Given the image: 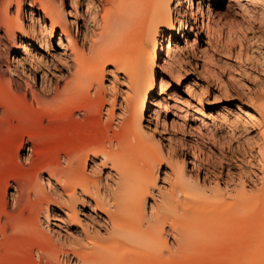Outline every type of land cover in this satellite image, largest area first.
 Segmentation results:
<instances>
[{"label": "bare ground", "instance_id": "6f19581e", "mask_svg": "<svg viewBox=\"0 0 264 264\" xmlns=\"http://www.w3.org/2000/svg\"><path fill=\"white\" fill-rule=\"evenodd\" d=\"M245 1L246 5L254 2ZM107 2L100 20H96L99 30L89 47L90 61L83 50L84 42L79 47L72 35L71 24L76 25L78 16L77 0H68V9L65 0H0L3 33L0 59L7 55L1 51L5 49L3 39H7L26 55L23 61L13 58L16 70L24 69L25 60H30L33 68L41 69L40 59L31 46L47 48L49 39L58 32V45L74 67L72 78L62 87L50 83L46 72L41 71L39 91L32 93L31 101L19 92L17 81L5 80L0 73V142L5 140L8 144L0 154V174L4 172L0 180V264H8L9 256L34 253L45 264H59L60 255L66 258L70 255L77 264H264V95L259 99L252 95L251 111L237 116L252 134L251 141L261 164V188L249 194L243 184L237 191L226 186L228 193L224 198L218 186L209 188L200 183L196 172L187 171L186 160L184 156H176L171 138L164 149L159 140L152 138L155 131L152 132L149 123L144 126L151 117L156 121L160 113L153 106L167 107V101H157L155 89L157 83L161 95L168 84L167 73L161 71L172 68L171 50L177 45L170 39L185 28L182 17L186 12L178 7L186 4L195 19L200 14L201 1L196 0L195 4L193 0ZM35 6L38 7L36 18L33 17ZM95 10L92 4L87 6L94 20ZM205 11L209 12L207 3ZM68 16L74 22H69ZM86 35L84 31L83 40ZM162 42L166 58L160 57ZM184 42L188 44L187 40ZM106 66L122 73L127 82V94L123 98L126 108H122L126 116L119 132L101 123V134L94 139L91 135H71L63 143L54 138L50 143L61 147L45 156L43 150L49 142L45 135L49 131L43 135L42 129L46 131V127L74 121L79 115L84 120L101 122L104 93L101 82ZM8 72L10 76L17 74L9 67ZM26 72L22 70L24 81L31 85L34 73ZM248 85L245 90L250 92L252 87ZM168 109L162 112L165 114ZM181 111L177 115L185 121L188 113ZM198 117L194 119L201 128L211 129L216 124L213 119ZM224 119L229 120L226 116ZM162 122L164 125L165 121ZM154 123L158 125L157 121ZM174 123L177 121L172 119V127ZM10 140L15 146L13 155L9 151L13 149ZM24 150L21 157L19 152ZM194 150L188 162L195 170ZM139 154L148 159L144 167L135 163ZM10 161L14 166L7 164ZM89 162L92 166L87 172ZM6 165L14 173L16 167L21 174L4 171ZM98 165L110 170L104 182L96 176ZM163 165L166 167L163 177L169 174L172 178L165 194L157 187ZM155 192L158 203L151 196ZM147 198L152 200L149 212ZM84 203L105 217V235L81 225L79 207ZM50 205L53 220L80 229V232L76 229L68 245L58 232L41 228V216L43 224H48ZM57 213H62V217ZM168 237L172 238L171 243Z\"/></svg>", "mask_w": 264, "mask_h": 264}, {"label": "rangeland", "instance_id": "374dc122", "mask_svg": "<svg viewBox=\"0 0 264 264\" xmlns=\"http://www.w3.org/2000/svg\"><path fill=\"white\" fill-rule=\"evenodd\" d=\"M200 1V14H196L195 19L190 15V9L186 4H181L178 7L181 11L185 9L186 13L182 18L186 23L184 30L182 32L178 31V35L170 39L171 43L174 42L177 45L175 50H171V53L173 52L172 68L161 71H164L165 74L167 73L166 82H168L169 86L167 84L161 95L158 94L157 83L155 89L157 101H160V103L167 101L168 104L166 102V108L163 107V104L158 105L162 106L161 108L150 106L153 110L160 112H158V120L156 118L158 125L156 123L157 126H155L154 122L156 121L154 118L149 117V122L145 123L144 126L149 123L152 132L153 130L155 131L152 138L159 140L164 149L168 138H171L176 156H184L186 160L187 171H190L192 174L196 172L200 183L204 182L209 188L214 189L218 186L224 198H227L228 193L225 188L226 186H229V190L237 191L243 184L249 194H255L262 185L261 164L258 162L257 149L252 144V134L248 130V125L243 123L242 120L239 121L237 116L251 111L253 97L259 99L264 95V5H262L264 4V0H254V2L247 5L245 0ZM27 2H25V5ZM67 2L68 0H65V7L68 9ZM77 2L78 16L76 25L72 26L71 24L72 35L77 39L79 47L82 46V41L84 42L83 50H85L86 58L92 61L89 55V47H91L92 41L95 40V35L99 30L96 20H100L102 8L107 6L108 2L107 0H77ZM195 2L196 0H193L194 4ZM206 3L209 12L205 11ZM90 4L95 7V11L97 12L95 20L90 15V12H87V6ZM14 10L15 7L13 6L12 11ZM36 13H38L37 6L33 10L34 18L37 17ZM68 21L74 22V18L68 16ZM201 21H203V25ZM206 23L208 27L205 26ZM190 25H192L191 30L189 28ZM164 30L166 31V29ZM84 31L87 34L86 40H83ZM0 35H3L2 31H0ZM184 40H187L188 44H185ZM3 42H5L6 50L2 48L1 51L3 53L6 52L7 55L0 59V73L5 80L13 78L17 81L19 92L24 94L28 101H31L32 93L39 91L41 71L46 72L50 83L57 84L59 87H62L65 82L72 78L74 67L71 66V60L63 55V51L58 45V32L55 37L53 36L49 39L50 44H48L47 48L44 45H42L43 47L41 45L31 46L33 53H36L35 55L40 59L41 69L33 68L30 65V60H25L23 63L24 69L16 70L13 58L23 61L26 55L23 50L17 48L7 39H3ZM164 45V42H162L163 51L161 50V58H166ZM46 65L48 69H46ZM8 67L17 71V74H14V76L11 74L10 76ZM22 70L25 72L31 70L34 73V83L26 85ZM172 74L174 78H172ZM245 77L246 79H243ZM249 79L252 81L247 82ZM248 83L251 85L249 86ZM101 84L104 89L101 102V122L96 121V123L92 120H84L79 115L74 121L65 124L59 123L55 127H46V131L42 129L43 135L44 132L47 133L49 131L46 134L48 137L45 135V138H49L47 140L49 142L46 143L47 146L45 145L46 147L43 150L45 156L52 155L61 147L54 145L55 143H50L54 138L63 140V143H66L67 136L71 135H77V137L91 135L94 139L101 134L102 125L109 126L113 132H119L123 124L122 120L126 116L122 108H126L125 99L123 98L127 94V82L124 80L122 73L116 71L111 66H106ZM239 84L242 85H240L242 88H240ZM246 85L250 88L252 87L253 92L251 90L247 92L245 90ZM254 85L256 86L254 87ZM31 87L33 88L32 90L30 89ZM168 95L171 98H168ZM161 98H165V100ZM111 106L112 111L110 110ZM165 109H168V112L164 114L162 111ZM171 109L172 111H170ZM181 110L186 112V114L188 113L185 121L181 116L177 115L180 114L179 112H182ZM110 111L112 112L111 119ZM149 113L151 115V110H149ZM193 116L213 119L216 124L213 125L214 127L211 126V129L201 128L199 122ZM224 116L229 119L228 122L224 119ZM172 119L177 121V123H174V127L170 124ZM146 120H148V116ZM163 120L165 121L164 125ZM2 141L0 142V154L8 146L5 140ZM10 142L13 145L11 146L13 149L9 151H11L10 155H13L15 146L13 140H10ZM190 142L194 143L193 146H190ZM192 150L195 153V170L188 162ZM25 152V150L23 153L19 152V155L22 157ZM146 160H148L146 157L139 154L135 158V163L139 167H144L147 164ZM99 163L97 161V164ZM7 164L14 166L11 161ZM91 166L92 163L89 162L87 172ZM13 169L17 173L16 176L21 174V171L16 170V167ZM8 170L12 171V174H15L12 167L10 168V166L7 167L6 165L4 171ZM164 170H166V167L164 165L160 166L157 180V187L161 188L163 194L168 191L172 183V178L169 174L163 177L162 172ZM95 171L97 173L96 176L104 182L105 176L110 170L98 165ZM3 173L0 174V180ZM151 196H153L156 203L159 202L156 192ZM150 204H152V200L151 198H147V212L150 211ZM49 208L50 218L48 224H43L44 220L41 216V228L45 230V227H49L55 233L58 232L64 243L68 245L73 239L76 229L79 232L80 229L73 224L53 220L52 205ZM57 214H61L62 217V213ZM88 214L91 215V218L88 217ZM79 218L83 221L81 225H86L92 231L96 230L100 232L101 236L105 235V217L95 208H91L89 204L84 203L83 207H79ZM168 240L169 243L172 242V238L168 237ZM36 256L35 253L27 256H9L8 264H22L25 261L29 264H45L43 260L41 261ZM68 256L66 258L60 255L58 263L77 264L75 259L73 260L70 255Z\"/></svg>", "mask_w": 264, "mask_h": 264}]
</instances>
